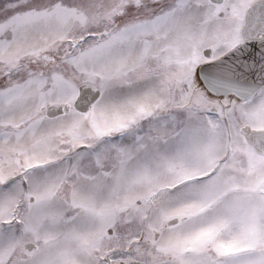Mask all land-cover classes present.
I'll return each instance as SVG.
<instances>
[{"label":"snow or ice","instance_id":"obj_1","mask_svg":"<svg viewBox=\"0 0 264 264\" xmlns=\"http://www.w3.org/2000/svg\"><path fill=\"white\" fill-rule=\"evenodd\" d=\"M0 264H264V0H0Z\"/></svg>","mask_w":264,"mask_h":264}]
</instances>
